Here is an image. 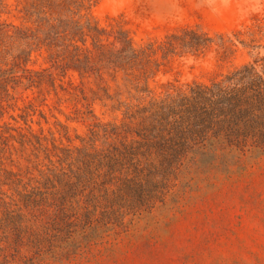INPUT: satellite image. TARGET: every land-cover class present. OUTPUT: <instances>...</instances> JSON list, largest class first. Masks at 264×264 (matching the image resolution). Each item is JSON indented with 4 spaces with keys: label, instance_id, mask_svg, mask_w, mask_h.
I'll return each mask as SVG.
<instances>
[{
    "label": "rangeland",
    "instance_id": "obj_1",
    "mask_svg": "<svg viewBox=\"0 0 264 264\" xmlns=\"http://www.w3.org/2000/svg\"><path fill=\"white\" fill-rule=\"evenodd\" d=\"M28 3L0 0V69L16 65L23 83L26 72L46 71L54 81L39 88L10 83L7 93L0 91V166L22 173L25 181L38 178L49 162L43 153L36 159L33 147L23 148L22 136L40 137L50 150L85 149L94 122L125 121L124 105H146L193 84L209 85L245 65L258 61L259 67L264 59V0H91L80 21L97 28L106 51L119 50L125 39L150 53L143 93L113 66L97 79L105 57L94 49L92 34L85 45L80 39L74 43L81 58L92 52L87 72L71 57L73 49L63 54L49 47L25 15ZM187 31L210 41L194 39L202 46L184 48L175 37ZM170 43L175 49L166 53ZM96 145L103 147L101 141ZM176 185L169 187L164 205L126 215L115 233L70 258H61L62 251L50 244L38 255L0 242V264H264V157L244 170L197 173ZM2 189L12 196L8 186Z\"/></svg>",
    "mask_w": 264,
    "mask_h": 264
},
{
    "label": "trees",
    "instance_id": "obj_2",
    "mask_svg": "<svg viewBox=\"0 0 264 264\" xmlns=\"http://www.w3.org/2000/svg\"><path fill=\"white\" fill-rule=\"evenodd\" d=\"M90 2L29 0L25 15L49 47L61 48L63 54L73 49L71 57L86 72L93 65L92 52L81 58L82 50L74 43L80 39L85 45V37L92 34L94 49L105 57V64L95 70L97 79L103 80L102 71L113 66L126 72L136 90L148 93L150 53L125 39L119 50L106 51L97 28L80 21V12ZM175 38L184 48L202 46L194 39L210 41L193 31ZM164 49L171 53L175 47L170 43ZM260 61L259 67L258 61L245 65L209 85L193 84L146 105H124L125 121L94 122L85 149L54 146L50 150L40 137L22 136L21 146L33 147L36 159L43 153L49 165L39 170L38 178L27 181L22 173L0 166V242L38 255L50 244L62 251L61 258H70L105 233H115L126 215L164 205L169 187L187 183L191 175L244 170L260 160L264 157V59ZM15 67L0 69L1 92L7 93L10 83L27 88H39L43 82L54 85L46 71L24 72L23 83ZM88 114L95 119L92 111ZM99 141L103 147H97ZM3 186L10 188L11 197Z\"/></svg>",
    "mask_w": 264,
    "mask_h": 264
}]
</instances>
